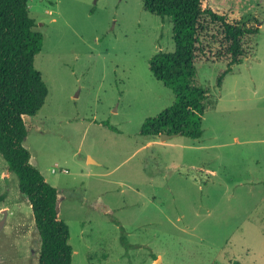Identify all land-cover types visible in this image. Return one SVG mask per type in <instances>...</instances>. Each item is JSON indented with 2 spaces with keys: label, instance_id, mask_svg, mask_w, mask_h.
<instances>
[{
  "label": "rangeland",
  "instance_id": "374dc122",
  "mask_svg": "<svg viewBox=\"0 0 264 264\" xmlns=\"http://www.w3.org/2000/svg\"><path fill=\"white\" fill-rule=\"evenodd\" d=\"M208 4L260 22L259 31L216 87L221 27L203 18V134L160 140L139 130L174 101L149 69L154 53L174 49L170 19L142 0H28L48 93L23 144L60 193L71 264H264V0ZM39 244L0 154V264H37Z\"/></svg>",
  "mask_w": 264,
  "mask_h": 264
},
{
  "label": "trees",
  "instance_id": "16d2710c",
  "mask_svg": "<svg viewBox=\"0 0 264 264\" xmlns=\"http://www.w3.org/2000/svg\"><path fill=\"white\" fill-rule=\"evenodd\" d=\"M143 8L171 21L174 49L159 50L149 59L151 73L174 93L172 104L141 124L139 134L154 138L162 133L179 132L198 139L207 107L208 88L197 81L199 32L207 17L219 23L226 65L220 69L216 87L234 72L246 56L245 37L259 31L260 22L243 21L231 9H218L202 0H142ZM28 0H0V154L7 171L18 178V189L30 204L40 244L37 264H71L70 231L60 217L61 197L40 170L30 162L23 141L27 118L35 115L45 102L48 88L34 67L43 35L36 31Z\"/></svg>",
  "mask_w": 264,
  "mask_h": 264
},
{
  "label": "water",
  "instance_id": "95a60500",
  "mask_svg": "<svg viewBox=\"0 0 264 264\" xmlns=\"http://www.w3.org/2000/svg\"><path fill=\"white\" fill-rule=\"evenodd\" d=\"M177 135H180V133L179 132H177V133H170V134L162 133V134H160V140H168V139H170L172 137H175ZM157 262L159 264H161V260L160 259H157Z\"/></svg>",
  "mask_w": 264,
  "mask_h": 264
}]
</instances>
